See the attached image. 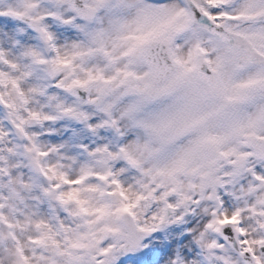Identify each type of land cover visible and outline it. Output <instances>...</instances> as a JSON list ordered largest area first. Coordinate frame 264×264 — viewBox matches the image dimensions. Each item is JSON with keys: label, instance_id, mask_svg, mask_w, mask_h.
I'll return each mask as SVG.
<instances>
[{"label": "snow or ice", "instance_id": "1", "mask_svg": "<svg viewBox=\"0 0 264 264\" xmlns=\"http://www.w3.org/2000/svg\"><path fill=\"white\" fill-rule=\"evenodd\" d=\"M0 264H264V0H0Z\"/></svg>", "mask_w": 264, "mask_h": 264}]
</instances>
